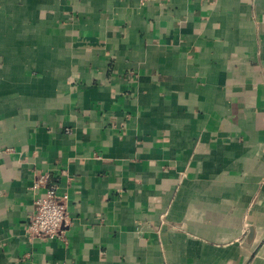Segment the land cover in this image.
Returning <instances> with one entry per match:
<instances>
[{"label": "crops", "instance_id": "crops-1", "mask_svg": "<svg viewBox=\"0 0 264 264\" xmlns=\"http://www.w3.org/2000/svg\"><path fill=\"white\" fill-rule=\"evenodd\" d=\"M0 264H264V0H0Z\"/></svg>", "mask_w": 264, "mask_h": 264}, {"label": "built area", "instance_id": "built-area-1", "mask_svg": "<svg viewBox=\"0 0 264 264\" xmlns=\"http://www.w3.org/2000/svg\"><path fill=\"white\" fill-rule=\"evenodd\" d=\"M147 0H141L145 2ZM41 177L40 181H46ZM35 208L26 224L30 236L42 239L62 236L64 228L71 223L68 213L67 193H58V186L51 183L42 197L35 200Z\"/></svg>", "mask_w": 264, "mask_h": 264}]
</instances>
